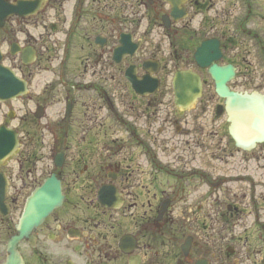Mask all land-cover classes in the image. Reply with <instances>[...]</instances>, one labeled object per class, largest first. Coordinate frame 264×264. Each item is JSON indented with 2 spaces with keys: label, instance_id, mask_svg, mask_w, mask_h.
I'll use <instances>...</instances> for the list:
<instances>
[{
  "label": "rangeland",
  "instance_id": "374dc122",
  "mask_svg": "<svg viewBox=\"0 0 264 264\" xmlns=\"http://www.w3.org/2000/svg\"><path fill=\"white\" fill-rule=\"evenodd\" d=\"M52 1L53 3L48 5L36 22L26 23L19 27L16 24H11L15 29L14 34H16V39L20 44L34 42L39 48L41 59L35 65L28 70L22 69L18 57L8 55L9 45H2L5 64L27 78L30 82L31 92L36 96L38 95L39 101L51 106L48 109L49 112L46 118L40 122V127L46 128V131L42 130V150L44 152H41V159L43 161L38 165V172L35 174L39 182L45 179L53 170L51 152L58 143L59 126L65 113L66 98L76 100L81 97V100L85 99L90 93L75 92V87L90 81L98 82V75L101 74L106 79L101 84L105 86V90L108 93L110 92L113 99L118 103L120 112L125 116L124 119L136 125L137 129H144L150 132V149L152 153L158 155L162 164L168 170L179 174L182 171L181 169L186 166L185 169L187 171H189L188 168L203 169L202 171L211 172L212 175L233 172L234 170L237 172L244 171L245 176L248 177L247 179L252 177L259 183L261 189H264V163H262V160H264V149L261 148L257 150V153L249 155L242 153L240 157H234L232 152H230V158H225L223 163L215 160V158H220L225 150L234 149L233 143L226 138V117L223 114H217V106L220 104L217 98H212L197 106L183 117L177 115L173 104L171 79L177 65L178 67L182 66L172 61L173 53L179 55V52L172 50L163 29L158 25L153 31H150V34L149 30H147L148 21L154 18V12H158L157 9L145 12V8L140 4L141 2L138 3L137 0H117V3L114 0H104L99 6L96 3L93 4V0H85L80 10L79 0ZM154 1L162 8V13L168 12L169 8L164 0ZM257 1L261 5L259 12L264 15V1ZM216 2L218 4V9L216 10L219 11L223 7L224 0H216ZM218 11H216L217 16L220 15ZM101 13L107 19L104 22L97 18L101 16ZM239 13H241V10ZM214 16V13L203 11L199 13L195 8L190 10V16L184 23L190 24L189 28H191V31L196 32L197 37L194 45L199 43L201 39L210 37L222 39L227 46L225 48L227 50L225 51L226 59L223 62L227 60L242 65L239 78L234 82L233 87L238 90H253L261 87L260 90H264V62H262L264 58L261 55V49L264 48V20L262 17L255 16L251 24H249V27L259 34L262 42H257L247 37L246 41H239L242 44L234 45L224 39L225 31L222 17H219V20H215V27L212 28ZM118 23H122V26H119L118 29L122 27V31H130L136 36V39L144 41V46L138 57L126 63L124 65L125 68L128 64H141L144 59L156 55L157 57L154 58L162 60L167 69L164 71L165 73H162L165 74V77L162 75L161 95L157 99V101L162 100L161 104L154 109V116L151 117L148 125L147 122L144 123L146 120L137 119V117H143L142 110L146 106L147 101L138 102L133 99L129 94V88L126 86L124 75L121 77L111 61L110 64L108 63L111 46L109 45L107 49L103 50L104 53H101L91 44L95 36L99 34L105 35L109 40H114L117 32L111 35L110 31L113 28L116 30V24ZM53 25H55L54 28H52ZM57 27H59V32H55ZM76 31L83 34L82 40L79 42L77 38L72 37L67 63L61 68L64 61L67 38L69 34H75ZM115 43L116 41L114 40L112 45H115ZM54 49L56 53L53 52ZM61 71H63V74H61ZM114 78L118 80V89L115 84H112L111 80ZM47 87V95H43ZM29 100L30 98L24 99L18 104L8 103L0 105V124L9 109H14L18 117H32L31 112L34 109L33 104ZM87 104L99 107L101 106V101L96 94ZM106 117H108L107 114L103 112L102 118ZM76 119H78V115L70 124L71 134L77 140L72 141L71 144L73 152L71 153L70 150V153L73 156H78L79 151L83 147V144L79 141L82 139L83 134L81 131L76 133ZM109 120L112 119L109 118ZM109 120L106 122L107 124H111ZM18 125L19 122L13 124L15 127ZM177 127H180V130H177ZM114 128L116 127L114 126ZM117 135L119 136L118 132ZM72 157L68 159V166L63 173L65 185L67 184L69 187H71L73 181L77 180L80 171L79 168V171L74 176L71 173L77 162L72 160ZM140 160L144 162L145 159L140 157ZM259 161L260 163H258ZM12 165L13 167L16 166L15 163ZM173 183L174 181L171 180L167 184V188L172 186ZM200 187L199 197H203L201 195L207 191V187ZM189 189L190 186H187V190ZM204 201L209 203L212 202V199L206 195ZM260 207L263 208V203L261 202ZM261 214L264 219V212ZM262 224H264V220Z\"/></svg>",
  "mask_w": 264,
  "mask_h": 264
},
{
  "label": "flooded vegetation",
  "instance_id": "af4514ba",
  "mask_svg": "<svg viewBox=\"0 0 264 264\" xmlns=\"http://www.w3.org/2000/svg\"><path fill=\"white\" fill-rule=\"evenodd\" d=\"M115 170L116 182L128 184L132 198L127 197L129 202L126 200L120 210L122 214L117 218L113 215L109 230L102 228V215L75 216L68 222L47 219L33 232L32 245L23 241L19 246L25 264H196L200 260H208L209 264H264V234L258 236L251 251L246 231L234 233L237 225L234 222L231 228L229 214H200L199 206L192 209L194 214L177 213L175 220L168 217L156 223L154 213L159 202L156 196L149 197L150 183L145 170L128 167L125 175L121 166ZM25 187L26 183L21 182L15 187L16 194ZM123 218L128 219L127 232L138 241L137 250L130 255L118 249V240L124 233ZM148 235L154 236L152 243L146 240ZM169 237L171 243L167 241ZM188 237L192 238V246L189 254L184 255L181 245Z\"/></svg>",
  "mask_w": 264,
  "mask_h": 264
},
{
  "label": "water",
  "instance_id": "95a60500",
  "mask_svg": "<svg viewBox=\"0 0 264 264\" xmlns=\"http://www.w3.org/2000/svg\"><path fill=\"white\" fill-rule=\"evenodd\" d=\"M38 6H40V3L36 1L34 4H19L16 7L10 8L0 0V17H4V14H19L20 11H24L25 8L29 9V7H33L29 13H34L39 8ZM26 14L27 13L24 15ZM211 47L213 50L209 53L207 49ZM124 50H127V45H125V49L121 48L119 53L123 54L125 52ZM220 57L218 45L215 42H208L204 44V47L201 49L197 62L203 68L210 67L209 73L216 83L217 92L221 97L227 99L228 109H231L229 118V121L233 123L231 134L237 141L238 146L249 149L254 147L257 142L264 141V103L262 101L260 102L258 97L255 96H240L229 92L226 84L232 79L234 70L232 67H217L215 61L220 59ZM198 81V77L190 73H188V75L178 74L175 81V90L179 92L181 103L184 105L185 103L190 104L199 96ZM23 91V83L16 80L13 74H10L0 67V98L14 97ZM183 93L185 96L187 95L185 100V97L182 98ZM11 134V132L4 128L0 129V149H3V136ZM9 147H15L14 139ZM52 183L47 190L49 194H45L48 198L50 197L51 200L55 201L50 210L61 200L59 185L53 183V188ZM45 195L37 194L30 200L27 217L31 214L30 209H32L40 198ZM48 203L51 204L50 201H48ZM48 211L42 213V216Z\"/></svg>",
  "mask_w": 264,
  "mask_h": 264
}]
</instances>
